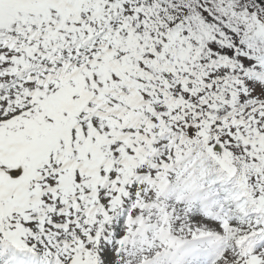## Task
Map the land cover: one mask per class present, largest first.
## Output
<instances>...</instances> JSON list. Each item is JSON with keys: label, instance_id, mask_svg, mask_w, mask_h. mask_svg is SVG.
I'll return each mask as SVG.
<instances>
[{"label": "snow or ice", "instance_id": "obj_1", "mask_svg": "<svg viewBox=\"0 0 264 264\" xmlns=\"http://www.w3.org/2000/svg\"><path fill=\"white\" fill-rule=\"evenodd\" d=\"M0 264H264V0H0Z\"/></svg>", "mask_w": 264, "mask_h": 264}]
</instances>
